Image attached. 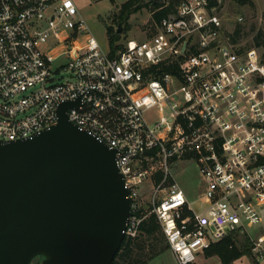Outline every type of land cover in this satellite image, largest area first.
Masks as SVG:
<instances>
[{
	"label": "built area",
	"instance_id": "built-area-1",
	"mask_svg": "<svg viewBox=\"0 0 264 264\" xmlns=\"http://www.w3.org/2000/svg\"><path fill=\"white\" fill-rule=\"evenodd\" d=\"M175 1L150 37L113 53L74 0H0V139L32 137L57 122L61 102L78 101L69 120L116 149L130 200L127 238L154 213L178 264H201L229 233L248 234L260 264L263 53L232 42L207 0ZM179 160L198 168L196 198L172 171Z\"/></svg>",
	"mask_w": 264,
	"mask_h": 264
},
{
	"label": "water",
	"instance_id": "water-1",
	"mask_svg": "<svg viewBox=\"0 0 264 264\" xmlns=\"http://www.w3.org/2000/svg\"><path fill=\"white\" fill-rule=\"evenodd\" d=\"M77 104L32 137L0 139V264H111L120 247L130 200L116 149L69 120Z\"/></svg>",
	"mask_w": 264,
	"mask_h": 264
},
{
	"label": "rangeland",
	"instance_id": "rangeland-1",
	"mask_svg": "<svg viewBox=\"0 0 264 264\" xmlns=\"http://www.w3.org/2000/svg\"><path fill=\"white\" fill-rule=\"evenodd\" d=\"M80 15L86 22L89 30L98 40L100 45L107 49L109 47L108 35L106 32L107 26H112L114 30L120 29L119 33L121 39L118 43H123L128 39L144 40L150 37L156 31V22L153 18L154 6L150 0H135L134 5H139V9L136 12H132L128 15L126 20L121 21L120 12L122 6L128 0H74ZM159 3L167 5L169 3H175V0H156ZM254 6L248 5L238 6L231 0H220L221 6L217 11L224 20L226 30L230 35L234 32V29L238 25L241 26L240 38L238 46H251L253 45V37L260 29H264V0H253ZM237 16H242V20L238 22ZM264 54L263 47H256ZM64 79L67 78L68 73L63 72ZM155 111L148 112L149 117H153ZM172 171L185 189L187 195L190 198H196L197 194L202 188V179L198 172V168L193 161L179 160L172 165ZM147 185V183H146ZM145 185V186H146ZM142 189H145L142 186ZM148 196L146 195L145 199ZM250 234L256 236L259 230L255 228H249ZM250 237L248 234L236 233L234 235V241L236 245L240 246L244 240V237ZM141 237V236H140ZM144 243L150 244L151 240L145 235L141 237ZM155 239L157 244L161 245L165 243V240L161 238V235L156 233ZM264 248V241H263ZM145 252H148L145 249ZM252 253V252H251ZM41 257H35L30 264H41ZM236 264H257L253 254H244L234 261ZM201 264H223L218 254L214 252L205 251L200 257ZM146 264H178L173 251L170 248L165 249ZM226 264V263H224ZM260 264H264V259L260 260Z\"/></svg>",
	"mask_w": 264,
	"mask_h": 264
},
{
	"label": "trees",
	"instance_id": "trees-1",
	"mask_svg": "<svg viewBox=\"0 0 264 264\" xmlns=\"http://www.w3.org/2000/svg\"><path fill=\"white\" fill-rule=\"evenodd\" d=\"M154 6L153 18L156 23H158L161 17L166 14L173 6L174 3H169L168 5L159 8L162 4L156 0H150ZM235 5L244 6L248 5L250 7L254 6L253 0H231ZM135 0H128L123 4L122 10L120 12L121 21L126 20L128 15L132 12H136L139 9V5H134ZM207 6L209 10L214 9L218 11L221 2L220 0H207ZM106 32L108 35L109 46L111 47L112 52H116L119 48L122 47V43H118L121 39L119 29L112 26H107ZM241 26L238 25L234 32L231 34L230 39L232 42L238 43L240 38ZM253 45L256 47H263L264 50V29H260L256 32L253 37ZM241 50L252 47L251 46H239ZM264 61V54H263ZM158 233L161 235V238L165 240L164 244H157L155 239V234ZM143 235L151 240L150 244L144 243V240L141 238ZM234 233L227 234L220 241L213 243L209 248L206 249L207 252H214L219 255L221 260L224 263H230L236 258L244 254H252V241L246 236L240 246L236 245L234 239ZM141 236V237H140ZM169 248L166 241L165 235L160 228L157 217L154 213L146 216L140 225V233L132 238H127L124 236L120 247L118 248L111 264H146L156 255ZM145 249L148 252H145ZM41 257V256H36ZM259 264L258 262H256Z\"/></svg>",
	"mask_w": 264,
	"mask_h": 264
},
{
	"label": "flooded vegetation",
	"instance_id": "flooded-vegetation-1",
	"mask_svg": "<svg viewBox=\"0 0 264 264\" xmlns=\"http://www.w3.org/2000/svg\"><path fill=\"white\" fill-rule=\"evenodd\" d=\"M42 258V257H41Z\"/></svg>",
	"mask_w": 264,
	"mask_h": 264
}]
</instances>
